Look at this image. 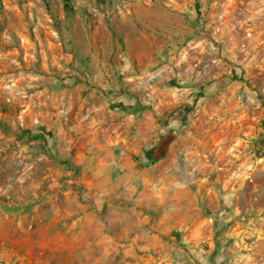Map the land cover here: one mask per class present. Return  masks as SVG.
<instances>
[{"label": "rangeland", "instance_id": "1", "mask_svg": "<svg viewBox=\"0 0 264 264\" xmlns=\"http://www.w3.org/2000/svg\"><path fill=\"white\" fill-rule=\"evenodd\" d=\"M66 1L0 0V264H264V0Z\"/></svg>", "mask_w": 264, "mask_h": 264}, {"label": "crops", "instance_id": "2", "mask_svg": "<svg viewBox=\"0 0 264 264\" xmlns=\"http://www.w3.org/2000/svg\"><path fill=\"white\" fill-rule=\"evenodd\" d=\"M120 209H127V210H123L128 212L127 214H123V215H116L113 216L112 218H115L116 220L119 221H125L128 224H132V219L134 221H136V219L138 217H141L142 215V209H138L137 207H132V205L130 206H119ZM168 218H170V220L172 221H177L181 218L180 214L177 213V208H178V202H174L173 204L169 205L168 207ZM133 214V215H132ZM148 216V215H146ZM184 220H188L189 219V214L187 213L185 216H182ZM114 219V220H115ZM192 221H194L193 219L191 220V224L186 226V229L190 232L193 233L194 231V223H192ZM131 228V229H129ZM138 230H144L142 228H139ZM148 229H145V233L148 234ZM132 232L134 235V248H140L143 247L140 244H138L135 241V237L138 235L139 232H137V228H135L132 231V227H125L121 230V232H115L114 234H110V233H105L103 232V236H107V240L109 242V246H112L111 251L108 253V255L106 257L103 258H107V259H119V260H123V261H132L133 258H135L137 256V251L132 250ZM141 232V231H140ZM116 235H118L120 238L121 237H128V239L123 240L122 238L117 239ZM104 243L106 242L105 239H103ZM103 243V245L105 246V244ZM108 244V243H107ZM101 249V248H100Z\"/></svg>", "mask_w": 264, "mask_h": 264}, {"label": "trees", "instance_id": "3", "mask_svg": "<svg viewBox=\"0 0 264 264\" xmlns=\"http://www.w3.org/2000/svg\"><path fill=\"white\" fill-rule=\"evenodd\" d=\"M66 2L67 1L64 0V7H65ZM22 134H24L26 136V138L29 140L38 141L42 146L45 144V139L41 133H34L33 134L30 132V130L24 129L22 131ZM253 141L258 144L257 151H259L260 155L264 154V131L261 134H259L256 138H254ZM168 144H169V139H166L163 135L160 136L159 142L155 145V147L153 149V151H157L160 154L158 156H154L153 151H150L147 154L148 159L151 162L152 161L155 162L156 160L162 158L166 152ZM48 156L50 158L56 160V158L52 154L48 153ZM58 162H61V163L66 164V165L69 164V162H67V161L58 160Z\"/></svg>", "mask_w": 264, "mask_h": 264}]
</instances>
